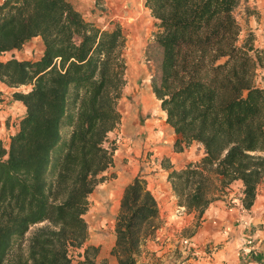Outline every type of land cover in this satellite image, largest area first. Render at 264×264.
<instances>
[{"label": "trees", "instance_id": "obj_1", "mask_svg": "<svg viewBox=\"0 0 264 264\" xmlns=\"http://www.w3.org/2000/svg\"><path fill=\"white\" fill-rule=\"evenodd\" d=\"M241 0H146L159 29L162 59L151 88L174 129L175 152L194 144L203 156L180 170L161 164L177 205L205 210L241 182L250 210L264 179V56L239 45L235 11ZM44 51L19 59L34 38ZM123 29L103 30L70 0H5L0 4V82L25 109L10 142L0 139V264L11 261L14 242L31 227L53 222L58 232H38L24 264H69L68 243L87 238L88 198L107 179L114 150L103 146L121 124L118 104L127 85ZM64 196L63 199L60 197ZM63 200V201H62ZM158 201L136 177L124 190L116 217L118 264H137L160 228ZM82 264H93L90 258Z\"/></svg>", "mask_w": 264, "mask_h": 264}, {"label": "rangeland", "instance_id": "obj_2", "mask_svg": "<svg viewBox=\"0 0 264 264\" xmlns=\"http://www.w3.org/2000/svg\"><path fill=\"white\" fill-rule=\"evenodd\" d=\"M70 1L74 3L77 10L85 16L87 21L95 23L97 27L103 30L114 29L120 26L126 36L123 55L127 66V86L118 104L121 114V124L117 130L107 134V139L103 144L107 149H115L114 164L103 175L107 180L99 184L88 198V211L83 216L87 226L86 240L82 244L68 243L65 248L69 264H82L85 262L89 248L91 249L90 258L93 264H110L108 257H114L111 252L116 243V236L114 234L116 217L119 213L125 188L139 172H143L142 176L150 177L152 174L166 173V169H163L161 166L162 162L164 166H169V159L167 158L162 159L161 162L157 161L158 157L155 155L153 148L157 142L152 144L148 137L140 141L138 138L139 134L135 133L134 135L127 127L129 125L131 128L130 120L134 119L133 115L138 116L143 124L153 121L159 127L161 125L164 126L163 128L166 127L162 129L166 132H168L167 127H170L166 124V115L161 110V103L154 96L153 101L151 102L148 99L149 105L145 106V109L149 108L147 109V114L142 113L145 109L139 104L136 97L133 96V90L151 89L152 79L159 71L162 50L157 46L155 41V34L159 29L155 26L156 21L151 12L145 6L146 0L135 2L138 5L135 8H131L130 5L133 3H129L128 7L125 6L121 9L110 8V6H105L104 3H100L102 6L99 7V3H93L92 1L89 4L81 0ZM80 5L83 6V9L80 8ZM235 15L241 26L238 44L242 46L247 42L252 43L264 56V0H241L235 11ZM24 50L26 52L21 54L20 58L27 57L29 59L40 56L37 45L35 47L24 48ZM263 75L264 69L259 68V83H262ZM136 80V86L133 85L134 83L131 85L130 82H135ZM142 93L145 97L149 98L147 92ZM4 102L6 106L10 105V101L0 100V103ZM141 113L143 116L139 115ZM125 116L126 119L123 121ZM136 119L138 122L139 119ZM15 120L17 121L18 118L14 119V123H16ZM125 122H127V125ZM145 134L147 133L140 134V136ZM4 140L5 144H8V140L5 138ZM159 151L169 153L168 149L163 150L161 148ZM202 151V147L194 144L192 152L194 156L201 158L203 156ZM160 167L164 172L160 171ZM180 167L181 165L177 170H180ZM147 168L151 169L148 170V173L146 171ZM118 185H121V190L117 194L112 193V190L118 187ZM63 198L64 196L60 197V199ZM158 224L160 225V221H158ZM60 229L61 225L54 224L53 222H46L31 227L24 238L14 242V254L11 261L5 264H24L31 252V241L38 232L52 233L58 232ZM110 244L112 245L107 246ZM27 264L33 263L30 261Z\"/></svg>", "mask_w": 264, "mask_h": 264}, {"label": "crops", "instance_id": "obj_3", "mask_svg": "<svg viewBox=\"0 0 264 264\" xmlns=\"http://www.w3.org/2000/svg\"><path fill=\"white\" fill-rule=\"evenodd\" d=\"M4 1L0 0V4ZM81 1L88 4L91 1L93 3L97 2L99 3V7L102 6L100 3H104L105 6H110L113 9L128 7L129 3H133L130 5L131 8L138 6L135 4L138 0ZM70 2L75 7L74 3L72 1ZM80 8L83 9V6L80 5ZM36 45L37 50L40 52V56H35V59H38L44 51V44L40 37L34 38L24 48L35 47ZM25 52L24 49L21 50L18 52V56H21ZM19 59H27V57ZM136 82L137 80L130 83L131 85L134 83L133 85L136 86ZM15 92L16 89L9 88L0 82V99L7 101L14 100L13 95ZM142 92L149 94L151 102L155 95L152 92V88H149V90H133V96L136 97L139 104L145 109L146 107L143 102L145 95ZM147 109L142 113L147 114ZM25 112V107L19 102H15V100L8 106L5 103H0V139L5 141V138L8 140V143L10 142L11 136L18 131V123L24 117ZM142 113L139 115L143 116ZM133 116L139 119L138 116ZM15 118H18L17 121L15 120L17 124L13 122ZM8 119H10L9 122ZM124 119H126V116L123 118V121ZM139 121L141 122L140 119ZM148 123L154 125L153 130L151 132H144L147 134L142 136L138 133V138L141 141L145 137H148L152 144L157 142L153 148L155 155L158 157V162L167 158L170 160L173 169H179L180 165L181 169L188 163L196 162L200 159L192 154L194 145L186 148L183 152H175L174 145L177 140V135L173 128L167 127L168 135L165 136L166 133L164 134V132L166 131L162 129L166 127L163 128L164 126L162 125L159 127L153 121H148L144 125L141 122L142 127H145ZM125 124L127 125V122ZM127 127L135 135L136 132L129 125ZM161 148L163 150L168 149L169 153L159 151ZM202 152L204 154V149ZM148 170L151 169L147 168V173ZM160 171H163L161 167ZM142 174L143 172H139L134 176L133 180L141 176L147 181L148 189L155 196L159 204V221L161 226L154 237L146 242L137 264H264V182L260 184L256 201L250 210L243 208L241 202L243 185L241 182H237L233 185V188L228 189L226 194L219 196L211 203L205 210L203 216L198 219V212H187L184 207L177 205L175 194L171 184L167 180V172L165 174H152L150 177L142 176ZM184 240L189 241V246L184 245ZM249 241H252L253 245H249ZM108 259L110 264H118L115 257H108Z\"/></svg>", "mask_w": 264, "mask_h": 264}, {"label": "bare ground", "instance_id": "obj_4", "mask_svg": "<svg viewBox=\"0 0 264 264\" xmlns=\"http://www.w3.org/2000/svg\"><path fill=\"white\" fill-rule=\"evenodd\" d=\"M148 99H149L148 97H144V99H143V102H144L145 106L149 105V103H148L149 100ZM130 122H131V129L133 131H135L136 133H139V134H142L144 132H151L153 130V128H154V125L152 123H148V124H146L145 127H142L144 124L142 125L139 121L137 122V119L135 117H134L133 120H130ZM166 135H168V132H166ZM120 186L121 185H118V187L114 188L112 190V193L117 194L121 190Z\"/></svg>", "mask_w": 264, "mask_h": 264}, {"label": "built area", "instance_id": "obj_5", "mask_svg": "<svg viewBox=\"0 0 264 264\" xmlns=\"http://www.w3.org/2000/svg\"><path fill=\"white\" fill-rule=\"evenodd\" d=\"M20 52V51H19ZM9 57V55L8 54H6V55H3V56H1L0 57V59H7ZM16 57H19L20 58V55L18 56V52L16 53ZM35 59V58H34ZM19 89H22L23 91H26L28 88L27 87H21V88H18V89H16L17 91H20ZM1 100V99H0ZM3 100H5V99H3ZM15 100V99H14ZM14 100H11L10 101V103L12 102V101H14ZM15 102H17L16 100H15ZM5 103V102H4ZM2 104V103H1ZM6 104V103H5ZM183 243H184V245H186V246H189V241L188 240H184L183 241ZM249 245H253V243H252V241H249Z\"/></svg>", "mask_w": 264, "mask_h": 264}]
</instances>
